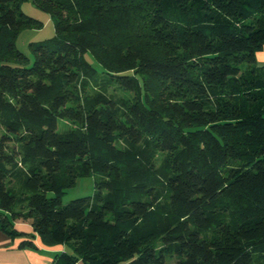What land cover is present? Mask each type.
<instances>
[{
    "label": "trees",
    "instance_id": "1",
    "mask_svg": "<svg viewBox=\"0 0 264 264\" xmlns=\"http://www.w3.org/2000/svg\"><path fill=\"white\" fill-rule=\"evenodd\" d=\"M23 1L0 0V230L65 245L52 264H264V0H33L32 58Z\"/></svg>",
    "mask_w": 264,
    "mask_h": 264
},
{
    "label": "rangeland",
    "instance_id": "2",
    "mask_svg": "<svg viewBox=\"0 0 264 264\" xmlns=\"http://www.w3.org/2000/svg\"><path fill=\"white\" fill-rule=\"evenodd\" d=\"M20 9L27 15L37 19L41 25L36 28H24L15 38L16 47L22 51L29 58H32V52L29 47L30 42L40 41L48 38L54 33V20L50 15L38 7L33 0H24L20 4ZM89 61L94 65H98L95 59L90 54L87 55ZM162 156L161 152L157 153V157ZM94 190V174L78 177L72 187L68 188L66 193L62 196V202L66 203L72 198L78 196L91 195ZM18 222H22L19 220ZM66 250H69L68 248ZM175 257L167 256L165 264H174Z\"/></svg>",
    "mask_w": 264,
    "mask_h": 264
},
{
    "label": "crops",
    "instance_id": "3",
    "mask_svg": "<svg viewBox=\"0 0 264 264\" xmlns=\"http://www.w3.org/2000/svg\"><path fill=\"white\" fill-rule=\"evenodd\" d=\"M255 59L258 64H264V47L256 51ZM19 231L33 233L28 222H15ZM24 237H12L0 230V264H52L54 255L66 250L65 245H44L38 235H34L33 243L36 247L20 246L19 243ZM77 264H82L78 261Z\"/></svg>",
    "mask_w": 264,
    "mask_h": 264
}]
</instances>
